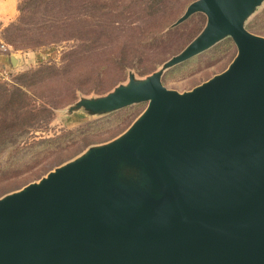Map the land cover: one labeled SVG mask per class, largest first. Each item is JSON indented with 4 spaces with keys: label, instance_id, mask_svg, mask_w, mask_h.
I'll return each instance as SVG.
<instances>
[{
    "label": "water",
    "instance_id": "1",
    "mask_svg": "<svg viewBox=\"0 0 264 264\" xmlns=\"http://www.w3.org/2000/svg\"><path fill=\"white\" fill-rule=\"evenodd\" d=\"M263 2L193 1L172 26L207 22L179 53L69 105L148 102L119 136L0 198V264H264V36L246 27ZM226 37L237 55L224 71L188 91L163 84Z\"/></svg>",
    "mask_w": 264,
    "mask_h": 264
},
{
    "label": "rangeland",
    "instance_id": "2",
    "mask_svg": "<svg viewBox=\"0 0 264 264\" xmlns=\"http://www.w3.org/2000/svg\"><path fill=\"white\" fill-rule=\"evenodd\" d=\"M195 0H17V15L0 36L17 54H38L0 79V105L23 97L40 112L19 137L0 141V198L37 181L88 147L127 130L148 102L103 115L66 112L81 96H99L143 78L204 28V13L172 24ZM264 36V2L246 21ZM237 55L226 37L165 70L163 84L180 92L224 71Z\"/></svg>",
    "mask_w": 264,
    "mask_h": 264
},
{
    "label": "trees",
    "instance_id": "3",
    "mask_svg": "<svg viewBox=\"0 0 264 264\" xmlns=\"http://www.w3.org/2000/svg\"><path fill=\"white\" fill-rule=\"evenodd\" d=\"M49 107L31 108L23 97L9 98L0 105V141L8 137H19V131H27L40 112L48 111Z\"/></svg>",
    "mask_w": 264,
    "mask_h": 264
},
{
    "label": "crops",
    "instance_id": "4",
    "mask_svg": "<svg viewBox=\"0 0 264 264\" xmlns=\"http://www.w3.org/2000/svg\"><path fill=\"white\" fill-rule=\"evenodd\" d=\"M17 15V0H0V36L2 30L7 27ZM1 39V38H0ZM14 52L9 48L7 44H1L0 40V79L9 72H12L16 67L13 65L11 60V54ZM17 54V53H15ZM19 57V65H23L32 57L38 56L36 53L29 54H17Z\"/></svg>",
    "mask_w": 264,
    "mask_h": 264
},
{
    "label": "built area",
    "instance_id": "5",
    "mask_svg": "<svg viewBox=\"0 0 264 264\" xmlns=\"http://www.w3.org/2000/svg\"><path fill=\"white\" fill-rule=\"evenodd\" d=\"M6 75V74H5ZM5 75L3 77H5Z\"/></svg>",
    "mask_w": 264,
    "mask_h": 264
}]
</instances>
